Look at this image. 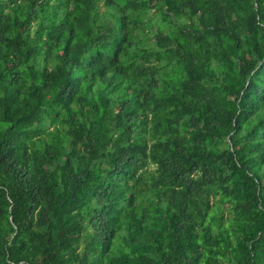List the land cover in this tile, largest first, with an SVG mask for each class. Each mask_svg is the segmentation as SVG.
Here are the masks:
<instances>
[{"label":"trees","instance_id":"1","mask_svg":"<svg viewBox=\"0 0 264 264\" xmlns=\"http://www.w3.org/2000/svg\"><path fill=\"white\" fill-rule=\"evenodd\" d=\"M0 264H264V0H0Z\"/></svg>","mask_w":264,"mask_h":264}]
</instances>
